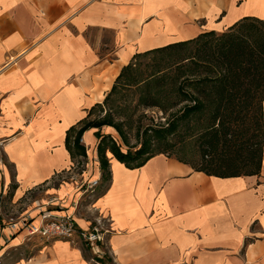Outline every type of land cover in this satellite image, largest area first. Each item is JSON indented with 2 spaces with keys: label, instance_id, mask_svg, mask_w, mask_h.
I'll return each mask as SVG.
<instances>
[{
  "label": "crops",
  "instance_id": "obj_1",
  "mask_svg": "<svg viewBox=\"0 0 264 264\" xmlns=\"http://www.w3.org/2000/svg\"><path fill=\"white\" fill-rule=\"evenodd\" d=\"M244 17L264 19V0H0L2 216L42 205L103 230L91 249L58 238L34 244L1 226L0 262L26 245L30 253L9 264H95L104 255L114 264H264V148L258 175L229 178L164 154L133 169L111 157L110 178L90 191L65 147L66 131L136 53ZM93 139L82 134V143Z\"/></svg>",
  "mask_w": 264,
  "mask_h": 264
},
{
  "label": "trees",
  "instance_id": "obj_2",
  "mask_svg": "<svg viewBox=\"0 0 264 264\" xmlns=\"http://www.w3.org/2000/svg\"><path fill=\"white\" fill-rule=\"evenodd\" d=\"M156 54L169 55L171 81L176 92L186 94L184 88L191 86L195 97L194 105L184 107L166 128L155 130L151 139L166 142L165 135L176 123L184 121L192 112L198 116L206 113V123L195 139L198 160L186 162L175 158L209 176L258 175L264 148V19L244 17L224 31H204L191 39L136 53L132 60ZM131 61L121 69L103 104L116 90L123 73L131 68ZM148 105L157 106L156 103ZM95 106L101 104L89 108L86 116L66 131L65 147L73 160L86 158L82 134L96 128L93 136L104 182L110 178L107 152L130 169L142 166L156 154L166 155L164 151H156V147L151 148L150 139L135 150L127 147L123 152L110 135L101 133L102 126L113 125L112 120L108 116L90 119ZM116 130L121 133L118 126ZM99 262L106 264L104 259Z\"/></svg>",
  "mask_w": 264,
  "mask_h": 264
},
{
  "label": "rangeland",
  "instance_id": "obj_3",
  "mask_svg": "<svg viewBox=\"0 0 264 264\" xmlns=\"http://www.w3.org/2000/svg\"><path fill=\"white\" fill-rule=\"evenodd\" d=\"M215 22L210 20L205 31L215 29ZM131 63V68L124 72L118 80L116 90L110 94L107 102L105 104L102 102L101 106L94 107L90 119H101L108 116L113 125L102 126L101 133L110 135L123 152L127 147L135 150L144 141L150 139L152 140L150 141L151 148L156 147V151H164L166 155L180 158L186 162L197 161L198 152L195 139L206 123V113L203 116H198L197 112H192L185 117L184 121L176 123L173 130L165 135L166 142H156L155 139H151L155 130L166 128L167 123L179 115L184 107L194 105L193 87L186 86L184 88L186 94L176 92L174 83L171 81L173 72L169 67L170 57L167 54L137 56ZM159 77L162 78L157 80ZM149 103H156L157 106H150ZM116 126L119 127L121 133H118ZM90 130L94 133L96 128ZM93 143L83 142L87 156L86 158H75L73 169L79 174L85 171L88 179H91L92 176H99V184L95 187L96 190H99L105 183L101 179L97 161L96 139H93ZM107 156L111 158L109 152H107ZM93 163L97 164L93 166ZM89 201L90 199L85 198L81 203L85 205ZM37 240L36 238L34 244L38 242ZM30 251L31 248L26 245L10 248L4 252V258L0 264H9L19 257L23 258ZM93 259L95 264H101L100 259H104L106 264H114L105 255Z\"/></svg>",
  "mask_w": 264,
  "mask_h": 264
},
{
  "label": "built area",
  "instance_id": "obj_4",
  "mask_svg": "<svg viewBox=\"0 0 264 264\" xmlns=\"http://www.w3.org/2000/svg\"><path fill=\"white\" fill-rule=\"evenodd\" d=\"M97 163H93V166ZM98 176H92L87 180V189H93L99 183ZM5 193H0V228L6 227L13 235L24 237H36L39 239H63L69 241L79 240L91 249L102 241L103 230L100 226L79 227L72 216L62 215L56 210L43 209L42 205L35 206V214L32 216L21 215L18 217L2 216V200Z\"/></svg>",
  "mask_w": 264,
  "mask_h": 264
},
{
  "label": "bare ground",
  "instance_id": "obj_5",
  "mask_svg": "<svg viewBox=\"0 0 264 264\" xmlns=\"http://www.w3.org/2000/svg\"><path fill=\"white\" fill-rule=\"evenodd\" d=\"M159 42H162V41H159ZM131 50L133 49V48H130ZM128 58V54H124L123 55V59H127ZM83 139H85L86 141H87V139H88V136H86L85 134L83 135Z\"/></svg>",
  "mask_w": 264,
  "mask_h": 264
}]
</instances>
